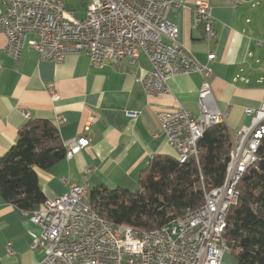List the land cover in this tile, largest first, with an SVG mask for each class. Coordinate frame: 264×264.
<instances>
[{"label": "built area", "instance_id": "built-area-1", "mask_svg": "<svg viewBox=\"0 0 264 264\" xmlns=\"http://www.w3.org/2000/svg\"><path fill=\"white\" fill-rule=\"evenodd\" d=\"M0 29L7 39L5 53L18 61L24 49L36 51L40 61L63 63L69 56L85 55L93 68L138 65L145 58L151 68L137 77L148 98L171 95L168 81L175 76L199 73V114L181 105L158 114L169 145L181 164L198 156V143L212 127L226 125L227 114L215 101L209 63L201 65L179 41V28L168 21L170 0H86L84 18L67 7V0H0ZM264 0H253V6ZM193 23L202 27L205 39L219 37L208 2H197ZM35 35V39H30ZM264 49V41L258 43ZM53 100L59 98L53 84L46 85ZM253 117L248 127L230 131V162L222 186L205 192L204 204L187 209L159 228L142 231L101 217L92 207L90 185H71L69 192L46 200L34 210L31 222L41 235L31 250L41 252L37 264H223L228 247L224 239L227 216L239 201L238 186L258 161L264 140V97L258 109H247ZM136 118L137 114L128 113ZM66 119L56 118L57 125ZM86 131L90 130L87 126ZM85 137L65 145L66 159L89 145ZM66 182V181H64ZM67 183V182H66ZM11 253V249H8Z\"/></svg>", "mask_w": 264, "mask_h": 264}, {"label": "crops", "instance_id": "crops-1", "mask_svg": "<svg viewBox=\"0 0 264 264\" xmlns=\"http://www.w3.org/2000/svg\"><path fill=\"white\" fill-rule=\"evenodd\" d=\"M170 1L180 5L168 16L179 28L180 43L201 65L209 63L210 53L215 55L210 65L211 85L218 107L227 114L226 126L231 131L250 126L253 117L246 110L260 108L264 97V49L258 44L264 41V23L259 22L264 2L253 6V0ZM200 1L211 6L219 34L215 43L207 42L203 28L194 26L193 8ZM67 7L84 18L87 2L67 0ZM3 11L0 2V14ZM6 45L0 29V159L31 119L51 120L64 144L83 137L90 141L71 160L48 170L35 168L47 200L67 194L71 185L138 190L141 171L150 160L178 158L157 116L178 105L199 114L203 80L199 73L172 77L168 81L171 95L148 98L137 82L151 68L143 57L138 65L124 61L97 69L85 55L69 56L63 63L43 62L29 47L16 61L6 55ZM48 84L55 86L57 100L47 91ZM57 117L66 122L57 125ZM33 212L7 204L0 194V264H37L43 258L40 251L31 250L32 241L41 235V229L31 222ZM232 261L237 264L234 257Z\"/></svg>", "mask_w": 264, "mask_h": 264}, {"label": "trees", "instance_id": "trees-1", "mask_svg": "<svg viewBox=\"0 0 264 264\" xmlns=\"http://www.w3.org/2000/svg\"><path fill=\"white\" fill-rule=\"evenodd\" d=\"M232 138L228 127L210 128L198 143V156L181 164L172 156H156L141 171L139 189H90L93 209L107 221L150 231L197 210L205 192L223 185L230 162ZM67 149L57 126L31 119L15 145L0 159V194L23 211L37 209L47 199L35 168L48 170L66 159ZM259 161L238 186V204L227 216L224 233L228 252L237 264H264V140Z\"/></svg>", "mask_w": 264, "mask_h": 264}, {"label": "rangeland", "instance_id": "rangeland-1", "mask_svg": "<svg viewBox=\"0 0 264 264\" xmlns=\"http://www.w3.org/2000/svg\"><path fill=\"white\" fill-rule=\"evenodd\" d=\"M259 5H261V4H259ZM81 16H83V15H81ZM257 16H258V13L255 10V12L253 13V23L254 24H256V22H257V18H256ZM259 22L264 23V16H262L261 14H260ZM134 191H136V190L134 189ZM229 255L231 257L230 259H229ZM224 257H225L224 264H234L233 261H232L233 260V256L229 252H227L226 256H224Z\"/></svg>", "mask_w": 264, "mask_h": 264}]
</instances>
